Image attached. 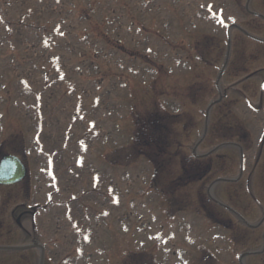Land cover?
I'll use <instances>...</instances> for the list:
<instances>
[{
    "label": "rangeland",
    "instance_id": "374dc122",
    "mask_svg": "<svg viewBox=\"0 0 264 264\" xmlns=\"http://www.w3.org/2000/svg\"><path fill=\"white\" fill-rule=\"evenodd\" d=\"M64 131L88 153L61 184L94 191L103 153L100 193L46 195ZM21 150L0 246L42 249L0 264H264V0H0V154Z\"/></svg>",
    "mask_w": 264,
    "mask_h": 264
},
{
    "label": "water",
    "instance_id": "95a60500",
    "mask_svg": "<svg viewBox=\"0 0 264 264\" xmlns=\"http://www.w3.org/2000/svg\"><path fill=\"white\" fill-rule=\"evenodd\" d=\"M7 160H4L0 166V183L14 182L21 176L19 168L10 166V162H13L14 158L9 157Z\"/></svg>",
    "mask_w": 264,
    "mask_h": 264
},
{
    "label": "flooded vegetation",
    "instance_id": "af4514ba",
    "mask_svg": "<svg viewBox=\"0 0 264 264\" xmlns=\"http://www.w3.org/2000/svg\"><path fill=\"white\" fill-rule=\"evenodd\" d=\"M66 166H68V165H66Z\"/></svg>",
    "mask_w": 264,
    "mask_h": 264
}]
</instances>
